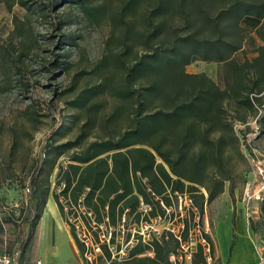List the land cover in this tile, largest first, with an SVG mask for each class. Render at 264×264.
Wrapping results in <instances>:
<instances>
[{
	"label": "trees",
	"instance_id": "16d2710c",
	"mask_svg": "<svg viewBox=\"0 0 264 264\" xmlns=\"http://www.w3.org/2000/svg\"><path fill=\"white\" fill-rule=\"evenodd\" d=\"M18 1L28 12L47 15V7L42 4ZM65 1L78 7L89 20H97L104 7L94 4V0ZM2 2L13 5L12 0ZM143 2L150 8L138 19L137 7ZM111 18L114 30L120 34L112 36L108 43L116 45L107 48L92 65L88 71L92 82L72 102L87 107V119L73 138L58 139L72 131L73 122L69 121L54 127L48 137L47 145L56 157L69 153L70 160L59 165L57 184L62 190L54 198L66 219L60 197L68 196L77 204L85 193L86 206L94 212L97 222L108 214L110 222L116 224L126 208L132 213L138 210L140 195L145 203L152 204L150 214H158L162 211L160 200L173 204L169 190L172 196L189 194L202 219L206 204L225 192L227 181H234L233 171L229 172L225 164L227 146H232L245 167L249 163L243 149L246 134L226 116L227 102L234 100L238 108L243 107L245 114L239 116V122L253 119L259 139L264 138V0H122ZM249 30L255 31L261 44L253 59L240 63L234 55L243 48ZM25 31L24 21L15 17V33L23 36ZM61 41L79 47L71 34H65ZM22 54H28V50ZM55 55L53 67L68 69V51ZM196 60L226 63L230 72V76L226 72V86L205 72H189L187 66ZM74 87L71 85L69 91ZM106 105L109 108L104 112ZM96 127L102 133L89 139V129ZM211 161L216 169L208 173ZM55 167L54 160L49 168L52 171ZM36 183L35 178L32 185ZM234 189L233 184V196ZM37 196L41 195L35 191L18 215L24 219V226L31 222L27 213H31L30 205ZM155 196L159 197L156 201ZM41 199L39 207L47 202ZM193 219L194 213L189 214L185 236ZM85 223L90 225L88 220ZM202 237L214 253V242L205 229ZM170 239L178 246L172 237L140 241L126 261L165 264L175 251L167 246ZM104 250L109 254L106 246ZM148 250L154 255L143 256ZM192 263H207L201 242Z\"/></svg>",
	"mask_w": 264,
	"mask_h": 264
},
{
	"label": "rangeland",
	"instance_id": "374dc122",
	"mask_svg": "<svg viewBox=\"0 0 264 264\" xmlns=\"http://www.w3.org/2000/svg\"><path fill=\"white\" fill-rule=\"evenodd\" d=\"M12 1V7L7 2L0 3V245L3 241V244L18 245L23 249L39 244L42 236H45L46 242L54 223L61 247L69 248L67 229L74 237L75 231L64 217L60 219L53 203L47 206L42 221L43 206L36 205L31 210L33 217L29 226H24V219L21 220L18 215L28 206L35 191L41 195V202H46L51 195L61 193L62 187L57 184L59 165L70 162L69 153L57 158L53 149L47 145L48 137L54 127L69 121L73 122L72 131L66 136L57 137L61 140L73 138L87 119V107L82 108L72 102L82 88L92 82L88 72L92 65L105 54L107 48L116 45L108 43L112 36L120 34L118 30H114L111 15L120 9L122 0H94V4L104 6L97 20L85 18L78 7L65 0H28L47 7L46 16L38 11L28 12L18 0ZM54 1L55 4L52 5ZM149 8L148 3H141L137 7V18L141 19ZM15 17L25 23L26 31L23 36L15 33ZM61 21L63 22L59 23ZM65 34L75 36L79 47L69 41H61ZM260 44L261 39L255 31H247L244 46L235 53L234 58L240 63L253 59ZM25 49L28 54L23 55ZM62 50L68 51L67 60L71 62L68 69H58L52 65L55 54ZM187 70L205 72L222 87L226 86L229 79L226 78V72L230 76L229 67L224 62L196 60L187 66ZM244 75L248 79L246 72ZM73 84L74 89L69 91ZM108 105L104 112L109 108ZM226 106V116L235 123L237 130H243L246 134L243 149L247 152L249 163L245 167L232 146H227L225 164L229 172L233 171L234 181H227L226 192L206 204L202 219L190 195L183 198V211L187 216L194 213L187 239L198 243L202 239V230L205 229L212 237L216 255V223L224 217L230 205L234 212L240 209V216L245 213L247 221L253 227L256 242L240 238L235 255L244 256L246 248L253 245L260 249L259 264H264V202L258 199L261 178L256 174L260 168L264 169V138L259 139L260 132L253 119L248 118L247 123L239 122V116L245 114L243 107L238 108L234 100L227 102ZM101 133L99 127L89 129V139L98 137ZM54 160L56 167L51 171L49 166ZM158 161L161 159L158 158ZM213 169L216 166L211 161L207 172L210 173ZM35 178L37 183L32 185ZM28 184L31 192L26 194ZM233 184L234 196L230 192ZM63 198L65 204H75L68 196ZM171 198L176 209L180 210L179 196L173 195ZM173 213L175 216L176 211ZM29 215L28 212L27 216ZM118 221L119 218L114 225L116 228ZM104 230L108 231V228L104 227ZM225 231L224 228L222 232ZM116 233L120 232L117 230ZM167 246L170 250H176L177 247L172 239ZM142 255H154V252L148 250ZM169 262L165 264H170ZM121 264L129 263L122 261ZM231 264H236L235 260Z\"/></svg>",
	"mask_w": 264,
	"mask_h": 264
},
{
	"label": "built area",
	"instance_id": "2783aa9c",
	"mask_svg": "<svg viewBox=\"0 0 264 264\" xmlns=\"http://www.w3.org/2000/svg\"><path fill=\"white\" fill-rule=\"evenodd\" d=\"M43 155L45 156V153ZM256 174L260 175L261 178L258 199L264 202V169L260 168ZM137 175L141 176V173L137 172ZM143 181L147 182V178H143ZM25 192L26 194L31 192L29 184ZM167 193L169 197H172L169 190ZM177 194L180 198V210H177L174 204H167L164 200H160L162 211L160 210L156 215L150 214L152 204L145 203L140 195L138 210L132 213L130 208H126L119 218L117 228L114 226L115 224L110 222L108 214L105 215L102 222H97L94 212L86 206L85 193L79 197L77 204L73 206L65 204L64 196H61L60 200L64 204L66 221L73 227L75 236L82 244L81 254L87 264H121L122 261L130 258L131 249L138 242L146 243L154 239H169L170 237L178 243L176 250L170 254V260L174 264H193L192 260L197 251L198 243L189 242L185 236L188 216L183 211L182 205L183 198H187L188 194ZM158 199L159 197L155 196L154 201ZM174 211H176L175 216ZM86 220L89 221L90 225L85 223ZM104 227L108 228V231H105ZM117 230L120 233L117 234ZM199 242L204 245L207 263L211 262L213 252L210 243L205 237H202ZM104 246L108 248L109 254L105 252ZM19 258L18 250L0 252V264H19ZM37 264H41V260H38Z\"/></svg>",
	"mask_w": 264,
	"mask_h": 264
},
{
	"label": "crops",
	"instance_id": "0c3cea01",
	"mask_svg": "<svg viewBox=\"0 0 264 264\" xmlns=\"http://www.w3.org/2000/svg\"><path fill=\"white\" fill-rule=\"evenodd\" d=\"M40 199L41 196H37L34 199L32 204L30 205V210H33V208L39 204ZM51 203H53L55 209H57L60 215V219H63V215L61 213L59 205L54 196L51 195L48 197L46 205H43L44 211L43 213H41V221L47 210V206H49V204ZM239 213L240 209L234 212L232 206L229 205V209L226 210L224 217L219 219L216 223L215 239L218 243V247L216 249V255L215 250L213 253V258L215 259H212L211 262H208L206 264H231L233 260H235L236 264H259L260 249H258V247H253V245L246 248L244 256L237 257L235 255V248L240 238L245 237L247 238L246 240H252L255 242L253 227L247 221L245 213H243L242 216H240ZM32 217L33 212L29 215L30 219ZM234 219L236 223L235 226ZM240 220H242V222H240ZM224 228L226 229L225 233L222 232ZM67 232L70 242L69 248L61 247V243L59 242L60 238L58 236V232H56L55 230V225L53 223V230L49 232L48 241L45 242V236H42V240L39 244L37 243L36 245L35 243V245L24 247L23 249H20L18 245L11 246L12 244H3L2 241L0 245V252L18 250L20 253L19 264H37L38 260H41V264H87L82 257L81 249L72 232H70L68 229ZM14 243L15 242H13V244Z\"/></svg>",
	"mask_w": 264,
	"mask_h": 264
}]
</instances>
